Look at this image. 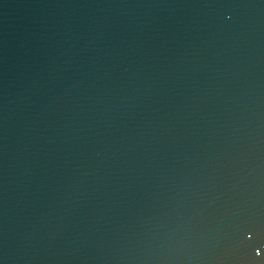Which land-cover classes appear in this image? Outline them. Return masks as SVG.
Masks as SVG:
<instances>
[{"label":"water","instance_id":"obj_1","mask_svg":"<svg viewBox=\"0 0 264 264\" xmlns=\"http://www.w3.org/2000/svg\"><path fill=\"white\" fill-rule=\"evenodd\" d=\"M0 264H264V0H0Z\"/></svg>","mask_w":264,"mask_h":264}]
</instances>
